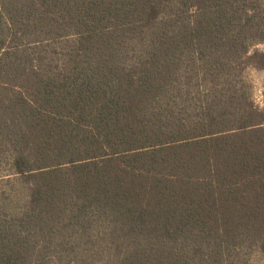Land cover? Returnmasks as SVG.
Masks as SVG:
<instances>
[{"label":"trees","instance_id":"trees-1","mask_svg":"<svg viewBox=\"0 0 264 264\" xmlns=\"http://www.w3.org/2000/svg\"><path fill=\"white\" fill-rule=\"evenodd\" d=\"M264 0H0V264H264Z\"/></svg>","mask_w":264,"mask_h":264},{"label":"rangeland","instance_id":"rangeland-1","mask_svg":"<svg viewBox=\"0 0 264 264\" xmlns=\"http://www.w3.org/2000/svg\"><path fill=\"white\" fill-rule=\"evenodd\" d=\"M261 49H264V45ZM249 79L253 82L257 101L264 104V72L250 71Z\"/></svg>","mask_w":264,"mask_h":264}]
</instances>
